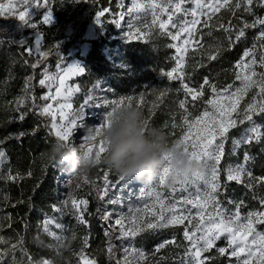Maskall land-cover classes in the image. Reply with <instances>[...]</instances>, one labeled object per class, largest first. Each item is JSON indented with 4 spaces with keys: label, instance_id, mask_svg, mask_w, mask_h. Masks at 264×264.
<instances>
[{
    "label": "trees",
    "instance_id": "obj_1",
    "mask_svg": "<svg viewBox=\"0 0 264 264\" xmlns=\"http://www.w3.org/2000/svg\"><path fill=\"white\" fill-rule=\"evenodd\" d=\"M120 4L122 0H50L51 9L36 11L30 16L28 23H23L16 29H0V149L8 157L6 171L10 168L12 175L19 173L22 177L0 181V264H29L30 259L32 264H39L43 260L49 261V264H80L81 253L86 254L90 260H95V264L108 262L107 238L101 222L94 216L95 208L84 210L83 222L76 218L74 210L66 215L64 213L56 186L57 169L60 167L49 162L46 157L50 145L56 141L55 136L50 134V118L40 116L39 109L33 108L31 100L26 101L17 111V98L24 95L29 77L32 78L31 94L36 97L35 103L41 106L48 103L40 99L47 94V89L39 85V80L45 72H54L57 65L69 59L70 54L82 44L89 43L90 49L83 59L85 72L75 80L84 95L99 83L100 95L107 101L131 96L132 106L142 113L144 121L148 122L147 128H161L169 144H173L182 134L180 127H172L173 123H181L182 110L178 103L185 99L183 91H177L181 82L168 80L162 74L176 67L174 49L168 47L172 44L169 36L161 35L158 27L149 26L144 30L148 34L145 39L123 43L104 42L103 45L98 40L83 38L96 11L108 8L109 12L103 19L115 17L119 10H123L118 6ZM47 11L51 13V22L44 24L42 18ZM256 16L264 17V8L254 7L253 15L241 9L235 16L222 9L208 21L207 27L197 25L196 37L202 49L196 48V41H193L185 54L183 66L187 78L184 83L199 88L207 77L218 87L233 83L239 85L240 82L235 80L234 65L244 50L252 47L259 29H248L247 38L230 47L227 34L218 25L223 23L227 26L230 21L232 25L239 26L242 20L251 23ZM200 19L206 20L207 17ZM32 24L37 27H32ZM64 28H69L70 33H64ZM107 29L108 32L112 31L113 25L109 23ZM36 34L43 37L41 48L49 52L47 58L38 57L35 51L29 55L18 46L32 45ZM56 44L59 48L54 47ZM113 45L118 48V56L112 55L110 60H106L101 52L104 47L113 48ZM217 45L222 48V52L218 59L209 61L208 53L214 51ZM257 48L259 49V44ZM32 64H37V67H31ZM256 70L264 71L259 66ZM165 89L168 90L166 95L160 97V92ZM255 91L253 89L246 95L245 102L251 100ZM211 95V90L205 86L203 100ZM187 99L188 110L193 115L203 111L205 105L202 100L192 102L191 97ZM21 113L25 114L23 120L19 119ZM256 122L264 131V117H257ZM242 127L229 133L225 144V160L231 154L232 140L239 136ZM21 132L26 135L20 137ZM246 151L252 157L247 164L248 169L255 177H264V139L260 143L242 145L237 150L238 159H242ZM225 163L226 161H221V170ZM104 171L109 172L113 182L119 179L118 174L103 164L99 165L97 172L92 171L90 182L87 183L91 189L87 194L89 206L99 203L96 191L104 185ZM29 172L32 173L31 176L27 175ZM220 184L222 188L219 197L225 203L229 200L236 208L237 204L243 202L241 215L264 210V206L259 203V197L264 196V185H257L250 190L244 184L227 181L222 171ZM54 206L62 211H55ZM6 216L10 217L11 223H7ZM47 219L63 226L56 229L52 224L48 225L49 231L55 232L60 239L44 230ZM183 231V226L168 227L159 232L148 230L135 237L133 245L148 256L149 259L143 264H185L183 255L186 242ZM173 239L175 244H167L153 255L162 241ZM221 247L227 248L222 239L210 252L204 253L205 256L212 257L207 264L234 262L230 255L222 256L218 253L217 249Z\"/></svg>",
    "mask_w": 264,
    "mask_h": 264
},
{
    "label": "snow or ice",
    "instance_id": "obj_2",
    "mask_svg": "<svg viewBox=\"0 0 264 264\" xmlns=\"http://www.w3.org/2000/svg\"><path fill=\"white\" fill-rule=\"evenodd\" d=\"M25 4L24 10L16 13V18L21 22L28 23L30 21L29 11L33 7L50 10V0H23ZM79 2V0H77ZM88 2V0H85ZM95 2V0H92ZM188 2L193 7L185 8L183 5ZM121 8L123 4L118 5ZM9 12L12 11V6H8ZM264 8V0H151L147 5L133 3L126 8L128 16L132 20L128 23L129 31L127 32L128 39H145L147 33H142L139 27H136L135 21L138 19L137 15L141 11H151L152 25H158L161 35H166L172 41L178 39L182 41V45L169 44L168 47L175 48L176 53V67L171 71L162 73L168 80H179L181 87L177 91H183L185 99L178 103L182 110L181 123L177 125L173 123L172 127H180L182 130L181 136L174 141V145H182L185 154L190 158L200 161L204 166L202 174L190 177L175 185H179V191H187L189 186H195L196 192L194 197H181L174 202L169 203L164 197L163 193L157 191L155 188L141 189L140 195L136 199L143 200L145 197L151 199V203L145 201L143 207L130 208V215L124 216L114 213L106 209H98L102 211V219L110 221L109 230L105 232L108 237L107 253L110 260H115V264H143L149 258L141 249L124 248V256L120 259L116 258L117 245L113 242L112 231L118 230L119 235L115 237L118 240L132 239L140 235L142 232L148 230H156L160 228H167L170 226L184 225L183 237L189 242V246L185 249V264H207L212 257L205 256L204 253L210 252L216 244V241L224 237L228 242V247L218 248L220 255H230L235 257L237 264H264V232L257 231L256 225L264 224V211H251L246 217H241L240 208L243 204L236 205L234 212H229L223 208L218 196L220 194L222 185L220 184V169L219 165L224 156L225 142L229 138V133L238 127H242L240 137L233 139L234 151L242 145H251L253 142L260 143L264 139V131L262 126L256 122L257 117H264V71H257V66L264 69V17L256 16L251 23L242 20L239 26H234L229 21L227 26L223 23L218 27L227 34L229 46L234 47L237 43L242 42L247 38L246 32L248 29H259L254 37V43L251 48H246L241 58L234 65L235 80L239 81V85L227 84L223 87H218L212 83L207 77L204 78L203 84L196 87H190L184 83L187 78L184 73V56L189 51V45L196 41L195 47L202 49V45L198 42L196 32L197 25L202 24L204 27L208 26L214 16L222 9L232 13L243 9L245 13L253 15V8ZM5 5L0 4V16H5ZM109 12L108 8H103L96 11V20L98 23H103L102 18ZM183 14L184 17H191V19H184L179 24L173 19L174 15ZM166 15L167 19H162ZM206 16V20H201V17ZM124 14L120 16L123 20ZM120 20L112 21L118 27ZM51 22V13L47 11L43 16V23ZM36 28L37 25L32 24ZM133 29H135L133 31ZM170 29H177L173 32ZM184 34L182 37L181 34ZM202 35V33H201ZM42 35L32 45L21 44L18 45L26 50L29 55L33 51L40 58H47L49 52L41 50ZM259 44V49L257 48ZM55 48H59L56 44ZM222 52V48L217 45L214 51L208 53V60L213 61L218 59ZM31 67H37V64H32ZM59 72L55 75L45 72L42 79L39 80L41 87H49L56 84L55 93L49 91L48 94L40 97L45 101H53L56 103V108L53 109V103H46L44 105H37L35 103L36 97L32 95L31 77L26 81L24 95L17 98V111L21 105L26 101L31 100L33 108L39 109V115L42 117H50L49 124L50 134L54 135L56 140L67 143L79 144L84 140L83 129L87 125H95L97 129L102 128L108 122L111 112L115 108L121 106H132L133 98L121 97L119 100L107 101L102 97H94L92 95L86 96L83 104L77 110H73V105L68 102L69 99L80 91V88L72 87L67 84L69 76H78L85 72V68L79 64H67V67L57 65ZM175 74V75H174ZM207 86L211 90V97L203 100L204 88ZM99 87V83L96 85ZM255 89V93L251 100L242 104L244 97L250 91ZM167 89L160 92V97L167 93ZM158 97V99L160 98ZM188 97H191L192 102L201 101L205 105L203 111L197 115H193L188 110ZM62 99L63 102H59ZM97 100H102L103 105L111 104L110 110L104 111L101 117L100 110L101 103ZM140 101H143L141 96ZM139 107V104L137 105ZM57 113L59 114V121H57ZM24 113L20 114L19 119H24ZM99 119V123H95V119ZM89 121L92 123L89 124ZM145 128L148 122L144 121ZM26 135L21 132L20 137ZM19 138V137H18ZM78 138V139H77ZM106 147L103 141L88 149L90 158L96 160L97 165H100V157L105 153ZM166 161L160 170L158 177L159 185H166L172 188L175 193L177 188L168 181L169 172L171 170V163L167 154L163 157ZM252 157L246 151L244 154V162L235 166L229 165L225 170L226 180L235 181L238 184H244L250 190L257 185H264V177H255L251 170L248 169L247 164ZM8 162V157L4 150L0 149V181L2 180H16L20 177L17 173L15 176L11 174L10 168L7 171L3 170V166ZM27 175L31 176L29 172ZM104 187L98 189V199L104 201L111 189L115 188L120 181H126L124 177L119 176L116 183L110 179L108 171L103 173ZM89 177L85 176L84 184L89 183ZM201 183L204 189L201 190ZM109 204L117 205L123 202L119 199L108 200ZM231 203V201H230ZM259 203L264 206V196L259 197ZM77 213L83 221V212L87 208L88 201L85 199H77L69 196L68 200L63 201V205ZM191 205L192 209H196L193 217L191 211L185 206ZM55 211H62L61 208H55ZM187 212V214H185ZM113 215L116 218L113 220ZM195 221V222H194ZM54 224L56 229H61L63 226L55 223L52 219L45 221L44 230L50 235L60 239L55 232H50L48 225ZM191 226V227H189ZM86 243V241H85ZM167 244H175V239L159 244L153 255L159 253ZM229 249L231 251L229 252ZM83 257V253H81ZM131 257V259H130ZM29 264H32L31 259ZM39 264H49V261L43 260ZM84 264H95V260L84 259Z\"/></svg>",
    "mask_w": 264,
    "mask_h": 264
},
{
    "label": "rangeland",
    "instance_id": "obj_3",
    "mask_svg": "<svg viewBox=\"0 0 264 264\" xmlns=\"http://www.w3.org/2000/svg\"><path fill=\"white\" fill-rule=\"evenodd\" d=\"M135 2L147 5V4H149L151 2V0H135ZM157 2L159 3L160 0H157ZM132 3H133V0H122V4L125 6L123 8V10H119L115 17L112 16L111 18H108V19H103L102 18L103 23H98L97 20H96V16H95V18L88 24V26L86 28V31H85V33L83 35V38L85 40H94V39L98 40V42L102 43L103 45L105 44L104 42H110V43L111 42H120V43H123V42L130 41V40H136L135 38L128 39L127 35H126L127 32L129 31L128 23H129L130 20H132V17L128 16L126 8L130 7L132 5ZM0 4L5 5L4 12L6 14L5 16H0V29H7V28L16 29L19 25L21 26L24 23V22H21L20 20H18L16 18V15H15L16 13H18V11L24 10L25 4H24L23 0H0ZM9 4H11V6H12V11L11 12H9L8 7H7ZM193 6L194 5H192V4L188 3V2H186L183 5V7H185V8H190V7H193ZM40 9L41 8L33 7L32 9H30L29 15L30 16L34 15L35 12L40 10ZM122 13L124 14L125 18L123 20H120V16H121ZM134 15H137L138 19H136L133 22L135 23L136 27H139L142 30V33H144V30L147 29L149 26L158 27V25H152V15H151V11L150 10L149 11H141L139 14L134 13ZM162 19H167V16L163 15ZM173 19L176 20L177 23L179 24L184 19H191V17L190 16L189 17H184L183 14H177V15L173 16ZM42 20H43V18H42ZM115 20H120V26L119 27L115 23L112 22V21H115ZM109 23H111L113 25V30L110 31V32H108V29H107ZM63 30H64V33H67V34L70 33V29L69 28H66V29L64 28ZM134 30L135 29H133V31ZM170 30L173 31V32L177 31V29H170ZM40 36L41 35H37V34L34 36L33 44L35 43V41L37 39H39ZM181 36L183 37L184 34L182 33ZM172 44H178V45L183 46L182 45V41L179 40V39L177 41H172ZM191 45L192 44H190L188 47L190 48ZM41 46H42V40H41ZM89 49H90V44L89 43L82 44L78 48V50H76V51H74V52H72L70 54L69 59H67L63 64H61V66L62 67H67V64H79V65H81L83 67V63H84L83 59L85 58V56H86L87 52L89 51ZM173 49H174L175 58H176V56L178 54L176 53L175 48H173ZM41 50H42V48H41ZM101 53L104 55L106 60H110L112 55H115V56L117 55L118 56V48H114V45H113V48H112V46L110 48L108 46H106V47L103 48ZM58 72H59V69H58V67H56V70L54 72H52V73H49V74L55 75ZM81 75L69 76L67 78V84L69 86H72V87H77L78 86L80 88V91L77 92V93H74V95L68 101V102H70L73 105V110L79 109V107L83 104L84 99L88 95H92L94 97H102L103 99H105L104 96L100 95V88L96 87L97 84L95 85V88L90 89L88 91V93L84 95V93L81 90L80 85L78 83H76V81H75ZM55 88H56V84L55 83L52 84L51 89H49V87H46L47 94L49 93V91H51V93L54 94L55 93ZM245 97H244V100L242 101V104L245 103ZM59 102H63V100L60 99ZM96 102L102 104L101 109H99L101 117H102L104 111L110 110L111 104L109 103V105H103L102 100H97ZM109 102H111V101H109ZM48 103H53V109L56 108V103L55 102L48 101ZM50 121H51V118H50ZM57 121H59V114L58 113H57ZM91 123L92 122L89 121V124H91ZM95 123H99V119H95ZM243 127H247V125H244ZM240 134H241V132H239V136L237 138H235V139H238L240 137ZM225 144H226V142H225ZM238 149H236L234 151L233 144H231V154L228 156V159L225 160L224 159L225 148H224V156L221 159V161L224 160V161H226V163L224 165L223 170H221L220 165H219V169H220V176H221V171H222L225 179H226V175H225L224 170L229 165L235 166L237 164H240V163L244 162V157L242 159H238V154H237V150ZM220 164H221V162H220ZM7 165H8V162L3 166V170L4 171H6ZM98 167H99V165H97L93 169V173L97 172V168ZM57 175H58V177H57V180H56V186H57L58 197H59L60 203H61V205H62V207L64 209V213L66 215V214H69V211H71L72 209H71V205L70 204H69L68 207H65L63 205V201L64 200H68L70 195L72 197H74V198H77V199L88 200L87 198H89V197H88L87 194H88V192H91V189L88 187L87 184H83L81 189L78 192H76L75 194H73L65 186V184H66V176H65L64 172L61 170V168L57 169ZM116 182H113V183H116ZM103 187H104V185H102V187H100L99 189H102ZM175 187L177 188V191L175 193H173L171 187L166 186V185H159L158 181L153 182L152 184H147V183L136 182L134 180L126 179V181H120L119 184H117V186L115 188L111 189L109 191V193H108V196L105 198L104 201H101V200L98 199L97 202H99V203L96 204V205H92V206H89V203H88L86 209L89 210V208H95L94 209V216L96 217L97 220H99L101 222V224L103 226V229H104V234H105V232L109 230L110 221H106V220L102 219V211H98V209H102V210L106 209V210H109V211H114V213H116V214L128 216V215H130V213H129V209L130 208L134 209L136 207H143V203L145 201H147L148 203H151V199H149L148 197H145L143 200L136 199V197L140 195V190L141 189L155 188L157 191H160V192L163 193L164 197L167 199V201L169 203L174 202V200H178L181 197L192 198V197H194L195 192H196L195 186H189L187 191H179V185H175ZM200 188H201V190L204 189V185L202 183L200 185ZM84 192H86V193H84ZM97 198H98V193H97ZM111 199H119L123 203L122 204H117V205L109 204L108 200H111ZM218 199L220 200L222 207L227 209L229 212H234L236 210V208L233 207L232 203H230L229 200L227 201V203H225L223 201V199H221L219 196H218ZM185 207L191 211V214L194 217L196 209H192L191 205H186ZM185 214H187V212ZM247 215L248 214L241 215V217L243 218V217H246ZM76 218L79 219L80 222H83V221H81V219H80L78 214H77ZM115 218H116V216L113 215L112 219L114 220ZM6 221H7V223H11L12 222L9 216H6ZM52 226L55 227L54 224H52ZM178 226L185 227L184 225H178ZM170 227H173V226H170ZM189 227H191V226H189ZM163 229H165V228H160V229L150 230V231L159 232V231H161ZM256 229H257V231L264 232V224L256 225ZM118 235H119L118 230H113L112 231L113 242L117 245L116 258L120 259V258H122L124 256V251H123L124 248H136V247H134V245H133L134 238L127 239V240L115 239V237L118 236ZM106 238H107V246H108V237L106 236ZM221 239L226 243V245L228 247L227 240L224 237H221L219 240H221ZM219 240H217L216 243ZM164 242L165 241H162L161 243H164ZM185 242H186V246H185V249H186L189 246V242L186 241V240H185ZM106 250H107V247H106ZM230 251H231V249H229V252ZM107 256H108V253H107ZM233 258H234V262L231 263V264H237L236 258L235 257H233ZM84 259L90 260L87 257V255L83 253V257H81V255H80L79 263L80 264H84ZM130 259H131V257H130ZM183 259H184V263H185V252H184V255H183ZM107 264H115V260H110L109 257H108ZM249 264H253V261H250Z\"/></svg>",
    "mask_w": 264,
    "mask_h": 264
},
{
    "label": "clouds",
    "instance_id": "obj_4",
    "mask_svg": "<svg viewBox=\"0 0 264 264\" xmlns=\"http://www.w3.org/2000/svg\"><path fill=\"white\" fill-rule=\"evenodd\" d=\"M83 131L85 138L81 143L56 140L46 152L47 160L64 172L65 186L73 194L97 166L88 149L101 141L107 150L100 157V164L128 180L147 184L158 181L166 163L165 154L171 163L168 181L172 185L204 171L203 164L185 154L182 145L169 144L161 128H145L143 115L134 106L115 108L104 127L87 125Z\"/></svg>",
    "mask_w": 264,
    "mask_h": 264
}]
</instances>
